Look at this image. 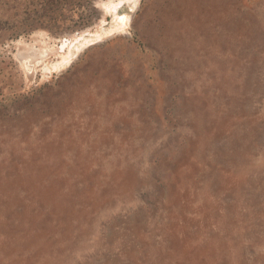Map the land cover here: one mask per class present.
I'll use <instances>...</instances> for the list:
<instances>
[{"label": "rangeland", "instance_id": "obj_1", "mask_svg": "<svg viewBox=\"0 0 264 264\" xmlns=\"http://www.w3.org/2000/svg\"><path fill=\"white\" fill-rule=\"evenodd\" d=\"M106 1L0 0V264H264V0Z\"/></svg>", "mask_w": 264, "mask_h": 264}, {"label": "bare ground", "instance_id": "obj_2", "mask_svg": "<svg viewBox=\"0 0 264 264\" xmlns=\"http://www.w3.org/2000/svg\"><path fill=\"white\" fill-rule=\"evenodd\" d=\"M125 1L126 0H108L106 2H103V6L106 12H111L113 16V20L115 21V23L112 25V28L123 29L128 25L130 21V18L127 14L118 13V8H120L124 4ZM137 2L138 0H134L132 3L136 4ZM101 35H102L101 32L95 34L96 38L100 37ZM76 40H77L76 35L69 37V38H65V39L63 38L62 46L60 47L62 53L59 54V58L57 59V61L51 63L50 65L48 64L47 65L48 68L47 67L46 68L47 69H52V68L60 69L68 65L72 61L73 54L75 53V50L72 49V45L74 44ZM76 48L77 50H79L80 47L77 46Z\"/></svg>", "mask_w": 264, "mask_h": 264}]
</instances>
